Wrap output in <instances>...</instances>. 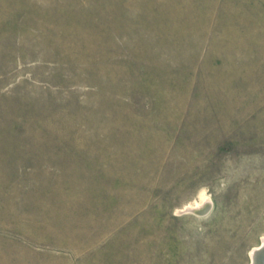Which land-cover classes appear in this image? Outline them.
<instances>
[{"label":"rangeland","instance_id":"obj_1","mask_svg":"<svg viewBox=\"0 0 264 264\" xmlns=\"http://www.w3.org/2000/svg\"><path fill=\"white\" fill-rule=\"evenodd\" d=\"M263 241L264 0H0V264Z\"/></svg>","mask_w":264,"mask_h":264},{"label":"bare ground","instance_id":"obj_2","mask_svg":"<svg viewBox=\"0 0 264 264\" xmlns=\"http://www.w3.org/2000/svg\"><path fill=\"white\" fill-rule=\"evenodd\" d=\"M250 257H251L250 264H264V241L262 242L261 245L253 247Z\"/></svg>","mask_w":264,"mask_h":264}]
</instances>
